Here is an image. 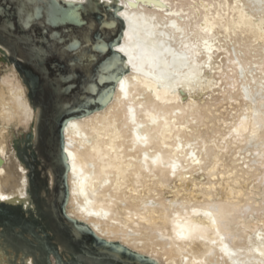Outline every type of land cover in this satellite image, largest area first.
<instances>
[{"label": "bare ground", "instance_id": "1", "mask_svg": "<svg viewBox=\"0 0 264 264\" xmlns=\"http://www.w3.org/2000/svg\"><path fill=\"white\" fill-rule=\"evenodd\" d=\"M63 1L85 6L75 15L84 24H46L48 1L33 0V8L38 3L42 9L31 29L23 30L31 40L16 33L17 0L3 2V7L10 4L3 12L12 15L15 29L3 24L1 32L18 58H10L8 47L0 44V196L6 197L0 199V264H45L47 250L41 252L40 242L28 232L36 234L37 222L28 215L38 210L24 163L29 157L21 145L40 140L45 160H55V106L95 100L100 92H88L87 85L111 53L91 47L93 25L98 26L92 12L97 11L96 0ZM116 4L123 21L118 48L124 51H114L124 55L123 77L104 106L95 103L90 113L60 116L67 117L62 139L69 169L65 187L49 174L42 194L46 201L38 204L53 208L54 217L50 212L48 227L38 226L62 235L70 248L71 240L92 243L68 218L88 227L101 242L120 244L156 264H264V0ZM101 5L98 15L110 19L112 13ZM117 20L111 28H99L106 40L120 32ZM73 39L80 45L67 49ZM38 48L44 55L36 53ZM27 49L46 68L47 58L57 55L62 62L54 61L64 70L53 67L61 77L75 73L69 80L75 91L57 94L45 86L54 75L47 68L40 80L33 75L38 81L31 96L19 69L26 64ZM66 83L52 85L62 89ZM111 84L105 81L97 89ZM96 212L108 216L90 215ZM224 245L234 255L225 253ZM55 246L63 261L73 254ZM47 259L55 264L52 253ZM120 260L136 264L129 255L121 254Z\"/></svg>", "mask_w": 264, "mask_h": 264}, {"label": "water", "instance_id": "2", "mask_svg": "<svg viewBox=\"0 0 264 264\" xmlns=\"http://www.w3.org/2000/svg\"><path fill=\"white\" fill-rule=\"evenodd\" d=\"M3 1H9L10 4L12 3L13 4V1L15 0H3ZM37 1H42V0H37ZM48 1L47 2V5H46V8H47V15L45 17V23L46 24H49L48 21H49V15L48 14H54L55 17L57 18V21H59L61 24L64 23V21H67L68 23H71L73 25H76V26H79V25H82L84 24V20L82 19H79L78 16H75L79 10L77 9H82L83 10L85 9V6L81 3H73L72 1H63V0H46ZM5 4H7L8 6L6 7H3V4H0V28H3V24L5 26H7L9 29L12 30L11 26L14 24L13 21H12V15L10 13H7V12H3L4 11V8H9V3L6 2ZM96 4V2H95ZM41 5V4H39ZM55 6H58L55 7ZM118 8H119V5H117ZM101 7H104L103 5H101ZM16 8V7H15ZM41 9L40 8V12H41ZM96 9V8H95ZM2 12L4 13L2 16ZM16 12L18 13V9L16 10ZM57 13L59 14V16H57ZM39 17H41V14L36 18L38 19ZM98 18H101V16H99ZM60 19V20H58ZM116 19L117 20V23L120 24L121 28H120V32L117 34V36L112 39L111 41H120L121 38H122V33L121 31H123L122 29V19L117 15L116 16ZM80 21H83V23H81ZM56 23H51L50 25L51 26H54ZM2 26V27H1ZM19 27H17V30H16V33L18 34L19 37H25V38H28V40H31V36H28V34H25L23 32V30L21 29L19 23L18 25ZM43 33H45V29H43ZM0 43L5 46L7 49H9V51L11 52V57L10 58H13L14 61H16V59L18 58V56L16 55L17 53L14 52L15 50V46L14 45H9L8 41L9 40H5V35H3V33L0 31ZM54 35L58 36L59 34L58 33H53ZM17 36V35H16ZM39 41V40H38ZM108 42H111L109 40H106ZM71 45L72 43L70 44H67L66 45V48L67 49H70L71 48ZM25 49V48H24ZM28 52H26L25 50L23 51L24 54H25V62H26V65H29L31 67H33L34 69H37L39 71V73H48V69L45 67L44 64H42V62L40 60H35L33 57L30 56V53H29V49H27ZM13 51V52H12ZM99 51V50H97ZM104 51V50H103ZM103 51H100V52H103ZM110 54L108 56V58L112 55L114 51V49H110ZM118 55L122 58H124V55L122 53H119L117 52ZM105 62V61H104ZM15 63V62H14ZM54 66L55 68H59L60 65L57 64V62H54V64L52 65ZM19 69H21V67L19 66ZM23 70L21 69V72ZM124 72V70H123ZM123 72H122V75L120 76V80L122 79L123 77ZM22 73L26 74L27 76H29L28 78L30 79V85H29V89L30 91L34 93H36L35 91V86L34 84H36V82L38 81L37 80V77L33 76V75H30V71L29 70H25L23 71ZM72 76H75V75H69L68 76V80H64V76H60L58 73H56L55 77H53L50 81L46 80L45 83V86H47L48 88L52 89V91L54 93H57V94H62V93H67L69 91V85L66 86V87H63L62 89L58 86L57 88H55V85L53 86L52 84L53 83H56L58 81H62V82H68L70 80V78ZM116 81V78L114 77L113 80H110V82H112L113 84L105 87L104 89H95V91L91 92L93 94L96 93V91H99V95L97 96V98L95 100H86L84 99V102L80 103V102H73L75 104H66V105H56L55 108H54V111H56L55 113V126L53 128H56L55 130L56 133H57V151H56V157H57V153L58 151L60 150L61 146L63 147V139H62V130L64 129V127L66 126L67 124V117H64L63 119L59 120L60 119V116L64 113H69V112H75V111H80L82 110L84 113H90L92 111V107L90 108V106H93V104L97 103L99 106H104L107 101H109L113 95V91L112 89L115 88V85L118 83V82H115ZM106 82H109V81H106ZM58 85V84H57ZM73 86V85H72ZM72 88V87H71ZM70 88V89H71ZM37 95V94H36ZM82 100V99H81ZM44 100H40V104L42 105V109H44L46 107V105L44 106ZM42 102V103H41ZM94 108V107H93ZM45 124V123H44ZM63 150H64V147H63ZM64 154H65V151H64ZM32 157L33 154L31 155ZM55 157V160L53 162H47L45 163V168H50L52 174H53V177H54V180H55V183H58L60 182L61 186H64L65 185V181H66V174L68 172V169H69V163H68V159H67V156L65 154V164L64 165H61L60 162L56 159ZM27 160V159H26ZM0 162H1V159H0ZM29 168L31 170V172L33 173V170H34V164H29ZM43 178L46 177V173L45 171L43 172ZM32 178V176H31ZM65 187V186H64ZM44 190L45 192L48 190L47 186L45 185L44 183ZM66 194V193H65ZM34 199L37 200L38 202V196L37 194H34ZM61 196V194H60ZM67 200V196H65L63 198V201L61 202V213L64 214V210H65V201ZM55 210L53 208H50L49 210V213L51 212L52 213V216L54 217V212ZM50 213V215H51ZM67 221L71 222L72 224V227L75 228L77 231L79 230H82L84 232H86L92 239V243L90 246L84 244L83 242H81L79 244V250H77V252H74L72 255V258L73 260H69V261H63L62 258H61V255L58 253L57 249H56V246L53 242H50L51 240V236H48L47 232L45 230H42V228H40L43 232V235H37V234H34L30 231H28L30 234H31V237H33V239H35V241L37 242V244L40 242V245H38L39 247H41V252H46L44 254H46L45 258L43 259L45 264H49V261L47 259V253H52L55 257V264H86L87 262H89L90 260H94V261H101L99 259L101 258H109L111 259L114 263H117V264H131L132 260L131 261H121L120 260V255L121 254H124V255H129L133 261L136 263V264H156L155 262H152L150 259H146L145 257H143L142 255L138 254V253H132L130 252L128 249H126L125 247H123L122 245L118 244V245H115L113 243H108V242H101L102 240L97 238L93 233H91L88 229V227H86L85 225H76L75 221L74 220H71V219H68L66 218ZM21 222L22 223H25V221L23 219H21ZM26 224H28V222H26ZM48 225H51V224H48ZM41 226V225H40ZM51 227V226H50ZM72 228V229H73ZM51 229V228H49ZM12 231V229L10 230ZM16 235V234H15ZM18 236V234H17ZM74 240V239H73ZM75 241V240H74ZM74 241H70L72 243L75 244ZM85 242V241H84ZM96 244V245H95ZM101 244L102 246H104L103 248L104 249H100L102 248V246L100 245V247H98L97 245ZM92 247V249L90 248ZM111 248L112 250H107V248ZM96 249H100L99 251L96 250ZM107 264V263H106Z\"/></svg>", "mask_w": 264, "mask_h": 264}, {"label": "snow or ice", "instance_id": "3", "mask_svg": "<svg viewBox=\"0 0 264 264\" xmlns=\"http://www.w3.org/2000/svg\"><path fill=\"white\" fill-rule=\"evenodd\" d=\"M92 0H89V4H91ZM103 4L105 7V11H110L112 13L111 18L110 19H105L103 14L101 15V19H100V23H99V27L101 30H103L104 28H111L113 22L116 21V16L119 12V8L116 4V0H96V10L99 13V7L100 5ZM58 8V6H55ZM17 8H18V23L21 27L22 30H30L31 26L36 23V18L41 14L40 12V8L41 5H39L38 3L35 4V7L33 8V0H17ZM83 10V8H82ZM57 18L55 17V15H50L49 16V21L48 23H56ZM81 23H83V21H80ZM93 27H95V25H93ZM11 28L14 30L15 29V24H13L11 26ZM0 31H3L2 28H0ZM89 39H92L91 37H89ZM81 41L78 39H73L72 40V45H71V50H75L76 47H78L80 45ZM207 43V42H205ZM91 47L95 50H99V51H103L106 49H116L118 48V41H111L108 42L106 41V39L103 37V35L98 34L95 37V42L91 45ZM36 53H38L39 55H44V51L43 49H35ZM119 52H123L124 49L122 47L118 48ZM91 59V58H89ZM243 71V70H242ZM123 72V61L122 58L118 55L117 52H113L112 55L103 63L100 64L99 68L97 69V71L91 75L90 80L91 82L88 83L87 85V91L88 92H93L95 91L97 84H102L105 81H110L113 80V78H116L115 82H120V76L122 75ZM64 80H68V77H64ZM72 87L71 84H69V90ZM121 87L123 88V84H121ZM112 91L114 92V88L112 89ZM247 98V96L245 97ZM79 99V98H78ZM37 111H39L37 109ZM56 159L60 162L61 165L65 164V154H64V150L63 147L61 146L60 150L57 153V157ZM155 163V161H154ZM196 163H199V161H196ZM175 167V166H173ZM245 167H247V165H245ZM0 199H6V197L0 196ZM90 215H96V216H100L103 215L105 218L108 216L107 212H103V213H90ZM204 215L211 217L212 213L211 212H205ZM212 223L215 224L216 221L215 219L212 220ZM177 235L181 238V239H185V235L183 232H179L177 233ZM223 237H221V241H223ZM213 243H215V241H213ZM225 253H227L229 256L234 255V253H231L228 251V247L227 245H224L223 249H222ZM261 255L264 256V252H261Z\"/></svg>", "mask_w": 264, "mask_h": 264}, {"label": "flooded vegetation", "instance_id": "4", "mask_svg": "<svg viewBox=\"0 0 264 264\" xmlns=\"http://www.w3.org/2000/svg\"><path fill=\"white\" fill-rule=\"evenodd\" d=\"M3 2L4 1H2V4H3ZM93 13H94V16L96 17L95 18V21L97 22L96 24L98 25L97 27H98V31L97 32H94V30H93V32H92V34L93 33H95V34H93V36H94V39H95V37L98 35V34H100V35H102L103 33H102V31L99 29L100 27H99V23H100V18H98L100 15H98V12L97 11H92ZM76 26V25H75ZM118 33V32H117ZM117 33L113 36V37H110L108 40H112V39H114L116 36H117ZM96 35V36H95ZM1 44V43H0ZM108 56H109V54H108ZM108 56H105L104 58H102V60H101V62L98 64L99 66H100V64L101 63H103L104 61H106L107 59H108ZM55 62V61H54ZM54 62L53 63H51L50 65H49V67H48V69H50V70H52L53 72H55V73H52V74H54V75H52L51 76V78H53V77H55V75H56V73L58 72L52 65L54 64ZM22 63V62H21ZM21 69L23 70V71H25V70H31V73H32V75L33 74H35V75H38L39 76V80L42 78L41 77V73H39V72H37V71H35L34 70V68H32L31 66H29V65H26L25 63H22V66H21ZM20 69V70H21ZM59 72L61 73V71H63L64 70V68H63V66L62 65H60L59 66ZM22 71V72H23ZM21 72V73H22ZM51 73V72H50ZM64 73V72H63ZM22 75H23V77H24V79H25V81L26 82H28V84L30 83L29 82V79L27 78V76H25V74L24 73H22ZM71 75H75V73H73V74H71ZM67 76V75H66ZM65 76V77H66ZM69 76V75H68ZM50 78V79H51ZM37 83V82H36ZM69 84H71V85H73V83H72V81H68L64 86L66 87V86H68ZM75 86V85H74ZM74 86H72V90L74 89ZM70 89V90H71ZM69 90V91H70ZM68 93V92H67ZM64 94V93H63ZM30 95L32 96V92L30 91ZM34 99V98H33ZM49 99V98H48ZM66 117V116H65ZM64 118V117H63ZM47 130L48 129H45V131H43V132H47ZM42 143V142H41ZM43 145H44V143H43ZM23 147H24V145H23ZM23 147H22V149H23ZM26 154L29 156V161L28 162H25L24 161V163L26 164V166L29 168V165H28V163L30 164H33L32 163V161H33V159H34V157H32L27 151H26ZM23 157L24 156H22V160H25V159H23ZM28 174H29V177L31 178V176H32V172H31V170L29 169V171H28ZM34 181V182H33ZM36 184H37V177H36V175L34 174L33 176H32V179H31V193H32V199L35 201V204H36V208H37V213H31V214H29L28 216H30L29 217V219L31 218V220H34V221H36L37 223H36V226L34 227V231L36 232V234L37 235H43V232H42V230L40 229L42 226H46V228L48 227L47 226V217L50 215L48 212H46V211H44L45 209H44V206H42L43 208L41 209V207H40V205L38 204V202L39 201H41L42 200V198L41 197H39L38 196V202H37V200H35L34 199V194H36V193H38V191L37 190H35V187H36ZM33 185H34V187H33ZM44 196V195H43ZM44 198V197H43ZM44 201V200H43ZM42 201V202H43ZM47 210V209H46ZM23 213V212H22ZM27 216V215H26ZM26 216H23V219H27V217ZM46 223V224H45ZM41 225V227H39L38 225ZM46 232H48L49 233V236H51L50 238H51V242H53L52 241V239H53V236L51 235V233H50V231H48V229H46ZM87 240V239H86ZM89 240V239H88ZM81 242H83V241H81ZM81 242H78L79 244L81 243ZM54 244H56L57 245V243L56 242H53ZM84 244H86V245H88V246H90L91 245V242L88 244L87 242H83ZM79 244H77L76 246H78L79 247ZM91 248V247H90ZM79 250V249H78ZM70 252V251H69ZM66 253V252H65ZM60 255L62 256V258H63V256L64 255H62L61 253H60ZM70 255V257L66 254V256L65 257H67V259H65V261H69V260H73V258H72V255L71 254H69Z\"/></svg>", "mask_w": 264, "mask_h": 264}, {"label": "rangeland", "instance_id": "5", "mask_svg": "<svg viewBox=\"0 0 264 264\" xmlns=\"http://www.w3.org/2000/svg\"><path fill=\"white\" fill-rule=\"evenodd\" d=\"M96 31H98V27H96L95 26V28H94V32H96ZM93 34H95V33H93ZM111 37H113V36H111ZM57 57V55L56 56H54V55H52V56H50V57H48L47 58V62L45 63L46 64V66H47V68L49 67V65L51 64V63H53L54 62V60H56V61H61L62 62V60H60V59H58V58H56ZM52 72L53 71H51V73L50 74H52ZM75 89L76 88H74V90H72L73 92L75 91ZM70 97L69 96H67L66 97V99H69ZM23 145H24V147H23ZM21 147H23V149L22 150H24L25 151V153H26V151L30 154V155H32L33 154V156H34V159H33V161H32V163L34 164V170H33V173L36 175V177H37V184H36V187H35V190H37L38 191V193H36L39 197H41L42 198V194L45 192V190H44V183H45V185H48V177H49V174L51 173V176L53 175L52 174V172H51V170H50V168H45L46 166H45V163H47V161L45 160L46 159V152H45V149H44V145L40 142V140H39V143L38 144H33V145H31L30 144V142H29V145H27V143L25 142V143H23L22 145H21ZM17 151V150H16ZM29 157V156H28ZM30 159V158H29ZM45 161V162H44ZM28 169V171H29V168H27ZM45 171V173L47 174V177H45V178H43V172ZM27 174H28V172H27ZM45 174V175H46ZM28 176H29V174H28ZM28 179V178H27ZM29 184V183H28ZM49 187V186H48ZM46 198H47V196H44V199H42V200H44V201H46ZM48 201V200H47ZM44 211H46V212H48L49 213V210H50V208L49 209H47L46 208V206H44ZM47 209V210H46ZM50 214V213H49ZM28 215V214H27ZM48 231H50V233H51V235L53 236V239H52V241L53 242H56L57 243V245L58 246H62L63 248L62 249H64L65 248V250L67 249L68 251H72L73 253L74 252H77V250L79 249V247L78 246H76V244H74V243H72V242H70L69 241V243L72 245V247L70 248L69 246H67L66 244H65V241L64 240H67L66 238H64L62 235H58V234H56L53 230H50V229H48ZM60 239V240H59ZM85 242H87L88 244L91 242V240H86L85 238L83 239ZM63 243V244H62ZM69 257H70V255L69 254H67ZM96 263H98V264H104V262L103 261H95Z\"/></svg>", "mask_w": 264, "mask_h": 264}]
</instances>
